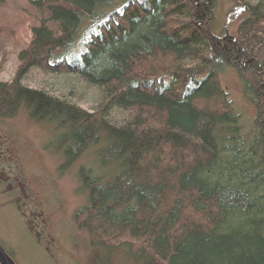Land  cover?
Returning a JSON list of instances; mask_svg holds the SVG:
<instances>
[{"label": "trees", "instance_id": "16d2710c", "mask_svg": "<svg viewBox=\"0 0 264 264\" xmlns=\"http://www.w3.org/2000/svg\"><path fill=\"white\" fill-rule=\"evenodd\" d=\"M232 1L244 11L236 35L205 27L216 0H30L40 21L13 81H0V115L22 107L54 123L63 167L103 137L100 163L113 172L79 170L87 203L74 213L96 253L264 264V0ZM226 67L255 110L246 132L220 81ZM32 68L99 88L100 111L22 85Z\"/></svg>", "mask_w": 264, "mask_h": 264}, {"label": "rangeland", "instance_id": "374dc122", "mask_svg": "<svg viewBox=\"0 0 264 264\" xmlns=\"http://www.w3.org/2000/svg\"><path fill=\"white\" fill-rule=\"evenodd\" d=\"M243 16L242 7L234 1L216 0L212 20L205 27L217 35L225 29L236 35ZM39 21L30 0H0L1 82L13 81L18 54L31 38V25ZM76 52L74 48L69 56ZM261 58L264 63V52ZM220 81L240 117L242 131H248L255 110L243 94L242 82L229 67L223 69ZM21 83L88 112L100 111L101 90L75 74L32 68ZM112 112L115 120L122 118L120 111ZM60 134L54 123L35 121L22 107L11 116L0 115V165L7 175V179L0 177V246L15 264H136L122 247L111 254L98 248L96 253L87 233L74 222V213L87 203L79 170L89 169L101 181L113 172L111 162L100 163L103 137L63 167V148L57 146Z\"/></svg>", "mask_w": 264, "mask_h": 264}, {"label": "water", "instance_id": "95a60500", "mask_svg": "<svg viewBox=\"0 0 264 264\" xmlns=\"http://www.w3.org/2000/svg\"><path fill=\"white\" fill-rule=\"evenodd\" d=\"M0 264H15L11 257L0 246Z\"/></svg>", "mask_w": 264, "mask_h": 264}, {"label": "flooded vegetation", "instance_id": "af4514ba", "mask_svg": "<svg viewBox=\"0 0 264 264\" xmlns=\"http://www.w3.org/2000/svg\"><path fill=\"white\" fill-rule=\"evenodd\" d=\"M1 163V162H0ZM5 175V178L7 179V175L4 173L3 169H2V166L0 165V177L4 176ZM9 177V176H8ZM15 181L14 178H12V182Z\"/></svg>", "mask_w": 264, "mask_h": 264}]
</instances>
